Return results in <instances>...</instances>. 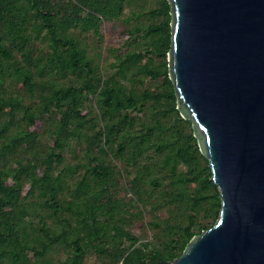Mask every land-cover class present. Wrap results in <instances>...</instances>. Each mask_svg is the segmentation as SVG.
<instances>
[{
  "label": "trees",
  "instance_id": "16d2710c",
  "mask_svg": "<svg viewBox=\"0 0 264 264\" xmlns=\"http://www.w3.org/2000/svg\"><path fill=\"white\" fill-rule=\"evenodd\" d=\"M172 44L169 0H0V264H159L217 222Z\"/></svg>",
  "mask_w": 264,
  "mask_h": 264
},
{
  "label": "water",
  "instance_id": "95a60500",
  "mask_svg": "<svg viewBox=\"0 0 264 264\" xmlns=\"http://www.w3.org/2000/svg\"><path fill=\"white\" fill-rule=\"evenodd\" d=\"M170 77L221 191L217 222L159 264H264V0H169Z\"/></svg>",
  "mask_w": 264,
  "mask_h": 264
},
{
  "label": "rangeland",
  "instance_id": "374dc122",
  "mask_svg": "<svg viewBox=\"0 0 264 264\" xmlns=\"http://www.w3.org/2000/svg\"><path fill=\"white\" fill-rule=\"evenodd\" d=\"M128 11H129V9L127 8L126 9V12H128ZM113 26H114V28L117 29L118 28L117 22L113 23ZM102 30H103V36L104 37H103V41L101 43L100 49H101L102 54L104 55V57H107V49L114 44V40H113L114 39V35H113V31L110 30V29H108V28H106V25L105 24H103ZM88 41L92 43L93 42V38H89ZM91 52L94 53L95 52V49L94 48H91ZM117 162H118V164H120V161H117ZM122 196L126 200H129V197L131 196V194H129V193L128 194L123 193ZM163 215H165L164 212H163ZM139 225L140 224H138V226ZM138 226L136 227V229L134 230V232H136V234H138V235L143 236L146 239L151 240L152 239V236H153L152 231L140 229Z\"/></svg>",
  "mask_w": 264,
  "mask_h": 264
}]
</instances>
